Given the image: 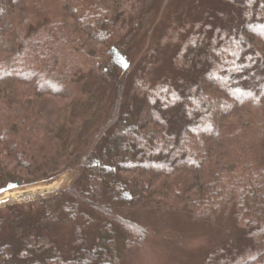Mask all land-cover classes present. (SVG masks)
Returning <instances> with one entry per match:
<instances>
[{"label":"trees","instance_id":"trees-1","mask_svg":"<svg viewBox=\"0 0 264 264\" xmlns=\"http://www.w3.org/2000/svg\"><path fill=\"white\" fill-rule=\"evenodd\" d=\"M49 1L14 18L25 0H0V194L64 171L71 183L0 207V264H117L113 224L128 245L146 230L115 208L154 200L211 225L242 218L252 244L196 264H264V130L230 121L247 109L264 123L261 4L216 0L151 77L120 63L145 0ZM90 112L84 139L71 120Z\"/></svg>","mask_w":264,"mask_h":264},{"label":"rangeland","instance_id":"rangeland-1","mask_svg":"<svg viewBox=\"0 0 264 264\" xmlns=\"http://www.w3.org/2000/svg\"><path fill=\"white\" fill-rule=\"evenodd\" d=\"M32 1L25 0L24 4H20L13 15L14 18L17 12L22 10L20 7L24 8L27 3ZM255 1L261 4V14L264 15V0ZM47 3L50 1L47 0ZM215 3L216 0H145L140 10L141 13L134 16L131 22L137 31L130 57L121 60V66L125 67L124 65L127 64L131 68L130 73L145 69L151 77L158 76L154 70L156 67H160V71L169 70L168 58L173 54L171 40L174 41L173 43H180L182 29L185 31L191 25L182 27L201 19L207 10V6L214 7L216 6ZM135 19L137 24L134 22ZM174 36L176 39H173ZM251 40L264 51V31L262 36L256 35ZM62 102L63 100H59L56 101V104L60 105ZM242 111L243 113L230 118V121L236 122L234 124L239 125L238 127H241L239 123H249L252 125V131L248 132L257 138L255 132L260 131L262 134L264 123L259 118L253 120L247 109ZM71 121H74L72 123L74 133L78 131L84 139H87L90 134L88 127L94 121L92 113H87L83 119L76 114ZM69 124L71 125V123ZM84 130L85 134H82ZM262 152L264 153V148ZM70 183L71 175L68 171H64L48 181L12 187L0 194V207L6 203H21L39 197H48L53 193L60 192ZM115 212L139 221L146 230V235L140 244L128 245L124 243L123 236L113 224L110 246L113 249L117 264H196L201 262L207 252L216 246H225V253L221 254L225 255L234 248L238 250L245 244L248 246L252 244V236L245 233L242 218L237 225L231 220L229 212L224 216V211H220L212 225L204 218L194 219L181 206L158 205L155 200L143 204H125L123 207H116ZM99 218L102 221L107 219L103 216H99ZM260 224L258 221H254L250 228L253 229ZM65 236V231L62 237L61 232L59 233V245L66 244L67 238ZM227 238L232 242L230 246L225 245ZM243 248L241 247V249Z\"/></svg>","mask_w":264,"mask_h":264}]
</instances>
